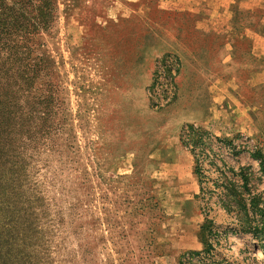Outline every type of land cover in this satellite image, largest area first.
<instances>
[{
	"label": "rangeland",
	"instance_id": "374dc122",
	"mask_svg": "<svg viewBox=\"0 0 264 264\" xmlns=\"http://www.w3.org/2000/svg\"><path fill=\"white\" fill-rule=\"evenodd\" d=\"M30 3L34 14L37 0ZM53 4L49 29L28 43L32 58L46 60L35 87L50 117L27 160L28 178L9 195L10 208L21 210L30 196L38 199L35 212L46 213L31 239L0 227L1 251L18 264L26 253L39 264H264V168L256 157L258 150L264 156V130L254 122L251 132L241 130L226 104L235 100L254 120L264 117L258 63L238 62L250 64L251 74L228 85L225 36L194 29L198 14L206 27L222 26L205 7ZM175 58L176 96L152 108L150 93L160 100L173 91L166 88ZM190 125L208 133L193 151L181 143ZM8 210L0 205L1 222ZM259 248L263 255L252 256Z\"/></svg>",
	"mask_w": 264,
	"mask_h": 264
},
{
	"label": "trees",
	"instance_id": "16d2710c",
	"mask_svg": "<svg viewBox=\"0 0 264 264\" xmlns=\"http://www.w3.org/2000/svg\"><path fill=\"white\" fill-rule=\"evenodd\" d=\"M8 1L0 0V196L5 197L0 199V205L9 209L10 218L4 215L5 222H1L0 219V227L10 234L22 233L25 239H31L37 236L36 221L42 219L46 210L41 209V214L38 210L37 213L35 212L37 207L35 203L38 200L35 196L34 200L28 196L27 205L23 201L24 206L21 210L14 206L10 208L13 199L9 195L14 193L17 181L28 178L27 160L32 158L35 151L34 144L38 143L37 138L41 134V128L50 117L48 100L41 97L38 93L40 88L35 87L36 80H41L45 76L46 60L37 56L32 58L28 43L30 34L49 29L55 18V8L53 0H37L35 13L31 14L27 11L31 4L30 0ZM31 60L34 62H30ZM176 63L175 68L168 69L169 90L173 88L172 93L164 96L162 100L150 93L148 98L152 108L160 109L173 102L176 96L174 78L179 67L178 59ZM184 134H187L186 139H190L184 140L181 137V143L191 151L208 135L206 131L193 125L184 129ZM29 149L32 151L27 153ZM256 157L262 159L264 168V156L260 150ZM242 170L244 168H241V172ZM240 175L243 176L242 173ZM5 180H11V186L7 185ZM5 186H9L12 192H9ZM235 195L241 196L238 192ZM56 215L59 218L58 223L62 224L61 212L57 211ZM57 229L60 230V227ZM16 237L18 236L13 238L11 244H17L19 239ZM7 243L9 240L6 245ZM1 249L0 246V264H5V261L7 264L19 263H11V251L4 254ZM29 258L30 253H26V264H39Z\"/></svg>",
	"mask_w": 264,
	"mask_h": 264
},
{
	"label": "crops",
	"instance_id": "0c3cea01",
	"mask_svg": "<svg viewBox=\"0 0 264 264\" xmlns=\"http://www.w3.org/2000/svg\"><path fill=\"white\" fill-rule=\"evenodd\" d=\"M176 1L182 4L189 3L194 5L196 6V10L197 8L205 7L206 10H210V20L214 19L213 17L215 15L218 18L217 20L220 21L222 26L219 28L216 26L206 27L208 19L205 20V18L202 17L203 15L198 14V16H195L194 29L202 34L216 33L220 36H225V44L223 45V50H221V56L223 57L221 65L225 68L226 79L228 80L229 86L239 83V77H245L250 71V64L238 66V62H257L258 70L255 71V73L258 72L259 81L261 83L264 82V0ZM242 15H245V22H242ZM214 23L215 22H212V25ZM239 68H241V71ZM238 70L239 74H237ZM245 71L247 74H245ZM250 74L251 73H249V75ZM225 96L229 97L231 100L235 98L231 92L226 93ZM213 98L216 101L218 99L215 95ZM233 103L232 105L230 102L226 104L227 107L229 109L231 108L234 112L233 115L237 123L236 125L240 127L241 130L251 132L253 122L255 123L253 125H258L259 128L262 127V131L264 130V117H258L257 120H254L248 112L250 108L240 107L235 100ZM217 111L218 110L215 112Z\"/></svg>",
	"mask_w": 264,
	"mask_h": 264
},
{
	"label": "bare ground",
	"instance_id": "6f19581e",
	"mask_svg": "<svg viewBox=\"0 0 264 264\" xmlns=\"http://www.w3.org/2000/svg\"><path fill=\"white\" fill-rule=\"evenodd\" d=\"M237 237H234L233 241L236 240ZM263 255V250L261 248L253 250L252 256L261 257Z\"/></svg>",
	"mask_w": 264,
	"mask_h": 264
},
{
	"label": "built area",
	"instance_id": "2783aa9c",
	"mask_svg": "<svg viewBox=\"0 0 264 264\" xmlns=\"http://www.w3.org/2000/svg\"><path fill=\"white\" fill-rule=\"evenodd\" d=\"M168 88H166L169 91V83H167ZM170 92V91H169ZM171 94V93H170ZM163 98V97H162ZM162 98H160V100H162Z\"/></svg>",
	"mask_w": 264,
	"mask_h": 264
}]
</instances>
